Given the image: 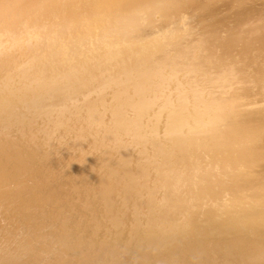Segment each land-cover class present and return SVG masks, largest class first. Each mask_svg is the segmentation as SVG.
Wrapping results in <instances>:
<instances>
[{
  "label": "bare ground",
  "instance_id": "bare-ground-1",
  "mask_svg": "<svg viewBox=\"0 0 264 264\" xmlns=\"http://www.w3.org/2000/svg\"><path fill=\"white\" fill-rule=\"evenodd\" d=\"M0 264H264V0H0Z\"/></svg>",
  "mask_w": 264,
  "mask_h": 264
}]
</instances>
